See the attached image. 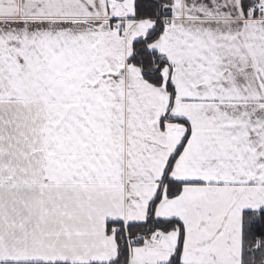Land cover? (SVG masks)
Segmentation results:
<instances>
[{
	"label": "snow or ice",
	"instance_id": "6c2138e0",
	"mask_svg": "<svg viewBox=\"0 0 264 264\" xmlns=\"http://www.w3.org/2000/svg\"><path fill=\"white\" fill-rule=\"evenodd\" d=\"M0 264H264V0H0Z\"/></svg>",
	"mask_w": 264,
	"mask_h": 264
}]
</instances>
